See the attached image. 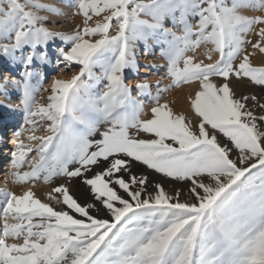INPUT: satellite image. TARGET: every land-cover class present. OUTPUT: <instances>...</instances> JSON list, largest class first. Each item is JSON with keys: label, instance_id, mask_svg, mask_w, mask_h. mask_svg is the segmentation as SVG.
Returning <instances> with one entry per match:
<instances>
[{"label": "snow or ice", "instance_id": "snow-or-ice-1", "mask_svg": "<svg viewBox=\"0 0 264 264\" xmlns=\"http://www.w3.org/2000/svg\"><path fill=\"white\" fill-rule=\"evenodd\" d=\"M70 7L82 23L66 32L39 14L62 16L52 4L0 0V53L16 60L31 49L19 57L27 127L14 133L9 176L53 185L46 201L31 188L0 189V264H264V98L232 86L246 79L264 88V66L250 60L264 54V15L238 11L264 10V0H71ZM169 18L179 34L165 27ZM56 38L70 45L56 64L78 71L54 79L48 102L37 103L29 68L48 60L37 48ZM149 38L163 45L170 80L157 81L154 96L146 81L135 84L151 96L150 115L125 83V70L140 67L137 44L147 54ZM200 48L211 62L196 59ZM194 82L187 100L195 121L160 102L161 93ZM41 123L47 135H36ZM58 178L66 181L54 184ZM73 178L90 197L70 191Z\"/></svg>", "mask_w": 264, "mask_h": 264}, {"label": "bare ground", "instance_id": "bare-ground-1", "mask_svg": "<svg viewBox=\"0 0 264 264\" xmlns=\"http://www.w3.org/2000/svg\"><path fill=\"white\" fill-rule=\"evenodd\" d=\"M41 2L56 6L63 13L62 16H55L52 13L45 12V11H41L39 13L40 15H45L49 17L48 26L50 28H53L54 30H57V31L71 32L77 24H81L82 18L79 16L73 15L74 10L70 7L71 0H66V2L65 0H41ZM114 32L112 34H114ZM58 41H61V44H62L61 47H65L67 45L64 41L60 40L59 38H56L52 41H49L46 46H41V47L45 49L50 45V43H56ZM4 42L6 43L7 41H4ZM141 43L142 42L137 44L136 46L137 51ZM152 43H153L152 39L149 38L148 52L146 55H148V57H156L155 58L156 60L154 61H157V65L152 68V67H149L148 66L149 64L147 63L146 64L147 68H143V70L138 69L137 74L139 75V74L144 73L146 75V78L141 79L138 82L146 81L149 85H151V88H149L150 91L154 92L157 89L156 88L157 81L160 82L159 86L165 87L170 83V80L166 76L167 61L166 63L165 62L160 63L162 65H164V63L166 64L165 67L162 69L161 73L159 72L160 70H158V67H157L158 65H160L158 63L160 62V59L157 57L160 56L162 47L161 46L156 47L157 52H158L156 54V51H153ZM39 47L40 46H38V48ZM245 48L247 51H251L248 45H245ZM27 49L31 51V49L28 46H27ZM59 49H58V52H59ZM23 50L24 49L20 50L19 53L21 54ZM19 53L18 51L15 53V56L17 57L16 60H13L11 56H6L3 53H0V80H2V78H5L3 81H0V163L3 165V167H1L0 169V189L7 188L11 192H14L16 194H21L23 191L31 188L38 198H40L42 201H46V192L49 191L53 185L44 184L42 178L37 181L30 180L24 184H15L12 182L11 177L9 176L10 152L14 149V145L12 141L16 138L14 133L27 127L25 123V119H24L23 107L20 103L22 99V89L20 87V82H22L23 80V73L25 71V68L19 60V57H20L18 55ZM195 55L198 56L196 58L197 60H203L205 63L211 62L207 60V58L203 55V48H200L199 51H197ZM216 58H217V54H213V60H215ZM36 59L39 60L38 58ZM148 60L151 63L153 62V60L150 58ZM46 65H47L46 61L39 60V67L37 69H33V70L29 69L30 71H33L35 73L33 77L31 78V83L33 87L36 89V91L34 92L35 102L41 103V104H46L48 102L47 97L49 96L48 94L45 95L43 98L39 96L40 94L44 92V91L43 92L41 91V88H43L42 80L45 77L44 72H45ZM214 79H217V78H214ZM197 86H198L197 83H195L192 86L194 87L193 91H189L188 90L189 87L188 86L183 87V85L179 86L178 88L172 87L171 90L175 88L176 91H173L174 93H172L169 96V98L166 96L167 103L175 112L177 113L184 112L186 117H188L189 119H192L193 121H195L196 118L194 114L191 113L190 111V107L187 101V96L190 92H194ZM232 86L234 90L238 92V94L240 92L245 93L247 89V86L243 84V82H242V85H238V86L233 85L232 83ZM176 92L178 93L177 95L175 94ZM145 96L148 97L150 100V95L146 94ZM16 97H17V101L14 100V98ZM136 99H138V97ZM148 103L144 102L145 104L144 111L149 108ZM47 134L48 133L44 131L43 123L38 124L36 135H47ZM29 157H30V154H29ZM29 167L30 166L28 164H25L21 168V171L22 172L28 171ZM65 181L66 179L64 178H58L54 182V184H59ZM67 186L69 187L70 191L76 196L77 182L70 181L69 183H67ZM2 201H3V195L0 194V203H2Z\"/></svg>", "mask_w": 264, "mask_h": 264}, {"label": "rangeland", "instance_id": "rangeland-1", "mask_svg": "<svg viewBox=\"0 0 264 264\" xmlns=\"http://www.w3.org/2000/svg\"><path fill=\"white\" fill-rule=\"evenodd\" d=\"M231 2L232 0H226V3H228L229 5H231ZM239 13L241 15H245V16H257V15H264V10H254L252 8H240L238 9ZM142 19H147L148 17H145V16H141ZM190 22L192 23H195L194 20H191ZM82 23V22H81ZM113 24H115V21H113ZM165 27H168V28H173V25H172V22H171V19H167L165 21ZM114 28L113 29H110V31L113 33L114 32ZM173 31H176L177 34H179V27H175L173 28ZM170 39V37H169ZM246 39H251V40H255V36L254 34H249ZM253 40V41H254ZM153 41V40H152ZM61 41H58L56 43H50V45L47 47V48H41L39 47L37 52H46L47 53V56H48V60L46 61L47 62V65H46V68H45V77L44 79L42 80V83H43V88H41V91L43 92L42 94H40L39 96L41 98H43L45 95H51V84H52V81L54 79H69L71 78V76L73 74H75L76 71H78V67L77 65H73L71 69H66L65 68V65L63 63H61L59 66L56 64V59H57V56H58V49L61 47ZM152 46H153V51H156V54L158 53L157 52V49L156 47L157 46H161L163 47V45L161 44H156V43H152ZM54 47V48H53ZM67 47H70L69 44H67L64 48H67ZM248 47H250V45H248ZM23 54H27V52H29V49H27V46H25L23 48ZM44 49V51H43ZM250 50H251V47H250ZM20 51V50H19ZM18 51V53H19ZM197 51H199V49H197ZM138 55H137V62L139 64V69L143 70V68H147L146 67V64L148 63L149 65H154L155 66L157 65V61H154L156 60L155 58L156 57H148V55L145 54V47H144V44L143 42L139 45V48H138ZM21 53V54H22ZM155 53V52H154ZM21 54L19 53L18 55L21 56ZM189 55H192V53H188ZM198 56H196L197 58ZM152 59L153 60V64L151 62H149L148 59ZM157 58L160 59V62H158L159 64L160 63H163L165 62L166 63V60L164 58H162V56H158ZM250 60L252 62V64L254 66H264V54L260 53L258 50L254 53V55H252L250 57ZM162 65H158V70H160L159 72L161 73L162 72V69L165 67V64ZM22 64V63H21ZM23 65V64H22ZM3 66V64H2ZM31 68H29L30 70H33V69H37L39 67V60L37 59H34L33 61V64L30 66ZM153 68V67H152ZM94 71H96L97 73H99V69H95ZM138 72L137 71H132L130 69H126L125 70V83H129L132 85L133 87V91H132V95L140 100H143L145 103H148L149 107L150 105L152 104V100H151V96H154L156 95L157 93V89L156 91L154 92H151L150 89H149V92L151 93V96H150V100L148 97H146L145 95H140L137 93L136 89H135V84L140 81L141 79H144L146 78V75L143 73V74H137ZM161 76V75H160ZM5 78H2V80L0 81H3ZM86 79V78H85ZM217 81L220 80V78H217L216 79ZM233 85H236L238 86V83L233 80ZM195 84L192 83V84H188V85H185V84H181L183 85V87H189L188 90L189 91H193L194 90V87H192L193 85ZM243 84H245L247 86V89L245 91V93L247 94H256L258 97H261V98H264V88H262L261 86H254V85H250L249 82L246 81V79L243 81ZM180 85V86H181ZM161 87V86H160ZM198 87V86H197ZM197 87L195 88V90H197ZM150 88H151V85H150ZM157 88V87H156ZM173 91H176L175 88L173 90H169L168 92L166 93H161V96H162V99H161V103H165L167 102L166 100V96L169 98V96L174 93ZM176 95L178 94L177 92L175 93ZM145 96V97H144ZM14 100L17 101V97L14 98ZM188 101V100H187ZM146 114L150 115V111H149V108L147 110H145ZM142 118H147L146 116L142 117ZM9 132V131H8ZM34 153L30 154V157L29 159L33 156ZM1 167H3V165L0 163V169ZM135 167L137 169H144V166L143 165H139V164H136ZM148 172V174L154 179V180H162L164 185H165V188L166 190H170L171 189V185H169L167 183V179L166 178H163L161 177L160 174H155L153 173L151 170H146ZM66 179V178H64ZM71 181H76L77 182V188H76V196L79 197L80 200H85L87 199L88 197H90V192L87 188V186L83 185L82 183V180L81 178H73ZM185 196H186V193H185Z\"/></svg>", "mask_w": 264, "mask_h": 264}]
</instances>
